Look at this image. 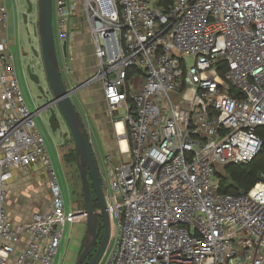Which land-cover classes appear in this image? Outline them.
Returning a JSON list of instances; mask_svg holds the SVG:
<instances>
[{"label":"built area","instance_id":"2783aa9c","mask_svg":"<svg viewBox=\"0 0 264 264\" xmlns=\"http://www.w3.org/2000/svg\"><path fill=\"white\" fill-rule=\"evenodd\" d=\"M53 7L65 61L74 31L90 34L96 63L87 85L102 86L118 139L120 157H106L103 186L117 230L107 264H264V174L241 195L222 193L217 175L250 163L264 145V0H53ZM9 19L3 3L5 31ZM8 44L0 40V264H55L66 229L88 214L69 206ZM36 166L47 173L50 203L17 223L8 187Z\"/></svg>","mask_w":264,"mask_h":264},{"label":"rangeland","instance_id":"374dc122","mask_svg":"<svg viewBox=\"0 0 264 264\" xmlns=\"http://www.w3.org/2000/svg\"><path fill=\"white\" fill-rule=\"evenodd\" d=\"M5 1L10 14V19L8 22V38L15 57L14 67L16 70V75L24 99L29 109L34 113L38 108L44 106L48 101L39 98L41 95V93L38 91L39 86L30 80L28 68H30L34 74L40 77L41 86L45 89V91L50 89L44 61L41 56V44L38 36L39 0H30L33 4V12L28 15L26 24L24 22L23 15L27 14L28 11L27 0ZM53 27L58 60L62 70L63 79L67 84L71 85L72 83V85H74L72 88H74L78 84L77 82H74L73 84L72 81V73L74 69L72 60L74 59L73 54H70V40L68 41L66 47L65 54L67 56V60L65 61L63 47L60 44L56 31L55 19L53 20ZM33 49L40 52L39 57L35 56ZM88 62L90 67L96 63L95 59L93 58L92 48H90V59L87 60V63ZM88 88H90V86L79 90L76 95L73 96L72 102L78 109L82 118L91 127V135L95 140L96 159L98 160L99 167L103 172L102 183L106 191V186L110 183V176L101 140L99 139L96 130H92L94 118L90 111V104L92 105L94 103L95 105L92 106L95 107L97 113H100L102 118L107 119L111 126L113 125L107 115V105L105 102L102 86L99 84L94 85L91 90L92 96H90V98H85L82 93L87 91L86 89ZM49 98L52 99L51 97ZM55 110L61 121L60 131L56 133L51 131L49 126L50 111L36 115L35 120L38 129L47 141L61 187L67 195L69 206L73 211L78 212L84 210L86 207V202L78 169L76 146L72 136L70 135L68 126L58 112L57 108H55ZM125 117L126 113L122 111L117 116V120H124ZM105 124L107 125V122H104V125ZM117 131L120 133V136H122L124 132L123 125L118 124ZM122 147L124 148V144ZM123 159L126 160L127 155H123ZM50 199L49 180L45 170H34V168H31L29 171L19 172L17 180L13 181L9 185L7 209L12 219L16 220L17 222L25 223L31 220L37 213L43 212L49 205ZM86 236L87 222L70 225L66 229L65 238L62 241L55 264H76L83 252L86 243ZM116 238L117 230L115 226H112L111 240L100 264L108 263L109 256L115 245Z\"/></svg>","mask_w":264,"mask_h":264},{"label":"water","instance_id":"95a60500","mask_svg":"<svg viewBox=\"0 0 264 264\" xmlns=\"http://www.w3.org/2000/svg\"><path fill=\"white\" fill-rule=\"evenodd\" d=\"M27 4V14L23 15L25 24L27 23L28 15L33 12L32 2L27 0ZM53 15V0H39L38 36L50 89L45 91L41 86L40 77L28 68L30 80L39 86L38 91L41 93L39 98L48 101L44 106L38 108L34 114L40 115L43 112L50 111L49 126L51 131L56 133L61 129V121L55 110L57 108L69 128L70 135L76 146L78 169L85 195L86 213L88 214L86 243L76 264H84L89 256H93L90 264H100L111 240L112 224L90 137L78 109L72 102L73 96L86 86L89 81L74 88H69L64 81L56 49ZM33 52L35 56L39 57L40 52L34 49ZM93 195H95L99 204L104 222L103 236L99 244L96 214L92 205Z\"/></svg>","mask_w":264,"mask_h":264},{"label":"crops","instance_id":"0c3cea01","mask_svg":"<svg viewBox=\"0 0 264 264\" xmlns=\"http://www.w3.org/2000/svg\"><path fill=\"white\" fill-rule=\"evenodd\" d=\"M3 3L6 4L7 6V3L5 0H0V6L3 5ZM9 28L5 31L2 27H0V40H3L5 39V37H7L8 39V49L9 51H12L11 49V44L9 42ZM70 49H71V52L70 54H73V73H72V81H73V84L74 82H77V86H79L80 84H83L85 83L86 81L89 80V78L92 77V75L95 73V65L93 64V66L90 67V64L89 62L87 63V60L90 59V48H92V51H93V46H92V42H91V38H90V34L88 32V30L86 28H77L75 31H74V34L73 36L71 37L70 39ZM94 58V56H93ZM95 59V58H94ZM87 74H90V75H87ZM90 76V77H88ZM83 82V83H81ZM67 86L69 88H72V83L71 85L70 84H67ZM89 85H86L84 86L85 87H89ZM93 86H90V88L86 89L87 91L83 92L82 95L85 97V98H90V96H92V90ZM92 105H95L94 103ZM91 104H90V111H91V114L94 118V123H93V127H92V130H96V133L99 137V139L101 140V143H102V147H103V150H104V153H105V157L107 156H112L114 157L116 160L119 159L120 157V150H119V144H118V139H117V136L115 134V130H114V127L110 125V123H108V120L107 119H104L101 117V114L97 113L95 107H93ZM104 122L106 123L107 122V125L105 124L104 125ZM118 134L120 135V133L118 132ZM115 137H116V140H115ZM94 140V138H93ZM95 142V140H94ZM124 144V148L126 146L125 144V141H121V146ZM49 149V148H48ZM50 153V151H49ZM51 155V153H50ZM52 157V155H51ZM98 162V160H97ZM99 165V163H98ZM34 170L36 169H42L41 167L39 166H36V167H33ZM44 170V169H42ZM46 173V172H45ZM47 174V173H46ZM9 212V211H8ZM11 216V215H10ZM14 220V219H13ZM15 222H17L16 220H14ZM17 223H21V222H17Z\"/></svg>","mask_w":264,"mask_h":264},{"label":"trees","instance_id":"16d2710c","mask_svg":"<svg viewBox=\"0 0 264 264\" xmlns=\"http://www.w3.org/2000/svg\"><path fill=\"white\" fill-rule=\"evenodd\" d=\"M166 2H170V0H166ZM263 174L264 145L260 153L250 163L226 165L223 171L217 175L220 180V190L222 193L241 195L249 192L261 180V175ZM92 205L96 214L98 234L102 238L104 222L95 195H93Z\"/></svg>","mask_w":264,"mask_h":264},{"label":"flooded vegetation","instance_id":"af4514ba","mask_svg":"<svg viewBox=\"0 0 264 264\" xmlns=\"http://www.w3.org/2000/svg\"><path fill=\"white\" fill-rule=\"evenodd\" d=\"M47 112H48V111H47ZM103 231H104V230H103ZM102 236H103V232H102ZM101 239H102V238L99 237L98 244L100 243ZM92 257H93V256H92ZM92 257L89 256L84 264H90V261H91Z\"/></svg>","mask_w":264,"mask_h":264},{"label":"bare ground","instance_id":"6f19581e","mask_svg":"<svg viewBox=\"0 0 264 264\" xmlns=\"http://www.w3.org/2000/svg\"><path fill=\"white\" fill-rule=\"evenodd\" d=\"M118 124H119V125H120V124L123 125L122 122H119ZM118 124H117V125H118ZM123 131H124V126H123ZM123 134H124V132H123ZM122 140H123V139H122ZM124 141H125V140H124ZM125 143H126V141H125ZM125 148H126V147H125Z\"/></svg>","mask_w":264,"mask_h":264}]
</instances>
